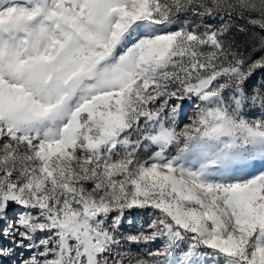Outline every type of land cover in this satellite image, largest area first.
<instances>
[{
	"label": "snow or ice",
	"instance_id": "6c2138e0",
	"mask_svg": "<svg viewBox=\"0 0 264 264\" xmlns=\"http://www.w3.org/2000/svg\"><path fill=\"white\" fill-rule=\"evenodd\" d=\"M0 264H264V0H0Z\"/></svg>",
	"mask_w": 264,
	"mask_h": 264
}]
</instances>
